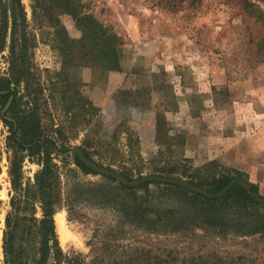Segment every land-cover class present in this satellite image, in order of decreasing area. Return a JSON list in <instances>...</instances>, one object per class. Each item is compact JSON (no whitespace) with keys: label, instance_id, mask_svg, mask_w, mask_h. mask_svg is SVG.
Instances as JSON below:
<instances>
[{"label":"rangeland","instance_id":"1","mask_svg":"<svg viewBox=\"0 0 264 264\" xmlns=\"http://www.w3.org/2000/svg\"><path fill=\"white\" fill-rule=\"evenodd\" d=\"M255 2L264 11V1ZM187 3L171 9L159 0H0V85L16 93L23 114L35 113L43 138L66 147L55 160L61 167L67 160L62 185L101 181L81 173L73 153L98 138L104 143L91 149L92 161L132 179L163 168L195 182L241 176L264 198V21L230 0ZM85 18L117 37V69L96 61ZM18 71L23 82L16 85ZM4 108L0 103V264L12 156L11 127L3 121L12 114ZM39 169L25 159L24 181ZM57 214L69 233L63 241L54 224L60 249L86 264H119L146 251H172L179 263L215 254L264 264L258 237L154 234L122 227L109 209L86 204L70 218L65 209Z\"/></svg>","mask_w":264,"mask_h":264},{"label":"trees","instance_id":"2","mask_svg":"<svg viewBox=\"0 0 264 264\" xmlns=\"http://www.w3.org/2000/svg\"><path fill=\"white\" fill-rule=\"evenodd\" d=\"M161 1L168 8L175 9L187 1L189 6L197 8L201 0H159ZM230 1L235 2L246 14L264 21V11L255 2L260 0ZM84 20L92 25L88 36L92 40L91 51L98 55L96 61L106 70L117 69V37L112 33H105L90 18ZM18 72L13 79L16 85L23 82L21 72ZM10 90L8 85L7 87L0 85V92H7L0 95V103L5 106L12 97L8 111L14 120V123L3 120L11 127L9 147L12 151L9 168L10 209L5 218L1 246L3 264H86L80 255L69 257L62 252L54 227L55 215L60 209H65L70 218L78 204L109 209L122 227L143 229L154 234L195 237V231L200 230L219 238L232 235L243 240L256 237L264 239V204L249 197L238 184H233L223 198L213 199L170 184L147 183L137 188H129L104 176L95 184L69 180L62 185L61 169L66 167L67 160L66 158L60 160L63 167L55 160L60 158L61 153L67 151L66 147L59 146L55 140L42 137L35 113L23 114L18 109L19 99L16 93ZM103 143L98 138L85 139L82 150L86 157L92 160L95 148L103 146ZM25 159L35 162L40 167L34 174L32 182L24 181L22 164ZM74 163L81 173L97 175L77 158ZM121 174L128 180L132 179L129 173ZM137 174L140 175L141 172ZM152 175L186 178L184 174H179L172 168L154 171ZM186 179L211 194L222 191L234 179L245 181L241 176L225 175L207 181L200 179L195 182ZM250 187L257 193L253 185ZM166 201L172 202V207L158 208L155 205ZM37 206L41 211L39 219L35 217ZM165 252L150 256V251H146L141 257H129L119 264H237V260L240 259V257L236 260L222 259L215 254L206 256L198 254L190 255L187 260L183 259L182 263H179L178 257L172 251Z\"/></svg>","mask_w":264,"mask_h":264},{"label":"water","instance_id":"3","mask_svg":"<svg viewBox=\"0 0 264 264\" xmlns=\"http://www.w3.org/2000/svg\"><path fill=\"white\" fill-rule=\"evenodd\" d=\"M7 94L6 91L0 92V95ZM12 100V97L9 98L7 104L5 105V108L3 112H5L8 107L10 106V102ZM7 121L13 122L14 120L9 117H5ZM74 155L78 158V161L83 164L86 168H88L90 171L104 177H108L110 179H113L117 181L118 183L122 184L125 187L129 188H137L141 185L147 184V183H161V184H170L178 186L186 191L200 194L206 198L213 199V198H223L227 192V190L233 185L238 184L248 195L249 197L255 199L258 203L264 204V198L260 197V195L256 192H253L251 190L250 184H248L245 181H241L238 179L232 180L222 191L211 194L206 189H203L201 187H198L197 185H194L186 180L177 178V177H170V176H162V175H147V176H141L136 179L128 180L126 177H124L122 174L113 171L111 169H107L96 162L88 159L85 155V153L78 147L73 148Z\"/></svg>","mask_w":264,"mask_h":264},{"label":"bare ground","instance_id":"4","mask_svg":"<svg viewBox=\"0 0 264 264\" xmlns=\"http://www.w3.org/2000/svg\"><path fill=\"white\" fill-rule=\"evenodd\" d=\"M55 223H56L57 232L59 233V235L61 236L63 241L68 240L69 233L66 230L65 219H64L63 214H57L56 215Z\"/></svg>","mask_w":264,"mask_h":264}]
</instances>
